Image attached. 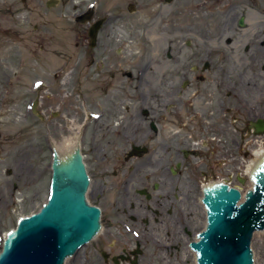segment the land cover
Segmentation results:
<instances>
[{
    "label": "flooded vegetation",
    "instance_id": "flooded-vegetation-1",
    "mask_svg": "<svg viewBox=\"0 0 264 264\" xmlns=\"http://www.w3.org/2000/svg\"><path fill=\"white\" fill-rule=\"evenodd\" d=\"M118 1L110 9L98 0L80 10L69 27L74 42L58 41L61 63L45 76L54 82L26 90L27 119H43L42 92L57 88L78 57L72 90L85 120L74 117V130L69 123L58 131L45 126V205L60 164L55 161H68L66 184L76 183L80 168L87 172L85 198L98 208L100 227L64 264H196L194 244L209 227L207 199L241 190L243 145L264 135V0ZM144 7L150 10L137 26L143 62L131 92L127 85L135 75L120 58L130 40L121 31ZM45 33L33 37L44 40ZM2 46L0 115L19 76L5 72ZM90 67L96 74L92 101L82 82ZM117 80L126 82L119 88ZM61 87L70 92L63 81ZM71 103L79 107L77 99ZM255 168L248 166L250 180ZM259 232L251 240L253 264H264Z\"/></svg>",
    "mask_w": 264,
    "mask_h": 264
},
{
    "label": "rangeland",
    "instance_id": "rangeland-1",
    "mask_svg": "<svg viewBox=\"0 0 264 264\" xmlns=\"http://www.w3.org/2000/svg\"><path fill=\"white\" fill-rule=\"evenodd\" d=\"M97 2L98 0H0V41L3 42L4 69L7 74L17 70L19 75L18 77L15 75L18 79L17 86L9 90L6 98L7 106L3 108L0 115V254L2 242H6L9 234L18 228L21 218L39 212L47 199L50 173H44L43 165L50 151L44 145L45 126L51 125L58 131L65 130L66 124L69 123V127L72 126L74 130L75 119L73 118L76 117L78 120L85 118L84 112H80L82 110L80 97L77 95L75 98L72 90L77 79L75 78L76 67L80 65L76 56L71 63V66L74 63L73 69H70L61 80L73 93L62 92L60 81L57 82V88L43 89L42 104L38 110L43 119L37 116L33 119L30 116L27 119L26 102L23 101L26 90L33 83L49 85V80L50 83L54 82L52 78L51 81L50 75L49 80L45 79V76L49 74V70H55L61 63L62 59L58 57L62 49L58 47V41L63 40L64 37L66 41L73 43L75 34L69 27L75 24V15L88 4ZM113 2L123 3L118 0ZM113 2L101 0L100 3L104 8L110 9ZM49 3L51 5H48ZM149 10L144 7L143 11L135 16L130 26L121 31V37L130 40L128 45L123 47L122 55L121 53L119 55L122 60L126 59L122 66L131 68L135 75L132 86L127 85V90L131 92L136 89L138 82L135 78L143 62L140 54L142 44L139 38L143 35V31L137 26H140V20L147 16ZM35 26L37 28H34ZM46 27L52 30L59 28L61 36L54 35V32L45 33ZM44 33L47 35L44 40L33 37ZM155 50L156 47L153 48V51ZM150 55L156 56L155 53ZM91 69L90 67V71ZM93 76H96L94 70L84 76L82 81L83 88L86 90L84 96L91 101L96 88ZM116 82L120 88L126 81L117 80ZM74 98L77 99V104L79 103L77 111L75 102L73 106L71 103L72 99L75 101ZM126 103L129 102L126 101ZM244 135L248 134L244 132ZM253 139L255 140L247 141L243 145V154L239 160V187L243 194L253 185L246 173L255 156L253 151L264 148V135L253 137ZM56 142L57 145L60 144L59 138ZM87 248L91 250L92 247Z\"/></svg>",
    "mask_w": 264,
    "mask_h": 264
},
{
    "label": "water",
    "instance_id": "water-1",
    "mask_svg": "<svg viewBox=\"0 0 264 264\" xmlns=\"http://www.w3.org/2000/svg\"><path fill=\"white\" fill-rule=\"evenodd\" d=\"M263 156L264 151L258 157L261 163L252 166V170L257 166L252 173L255 185L242 201L240 190L215 192L207 199L209 227L194 244L199 264H253L251 240L255 232L264 230ZM55 162L60 164L49 203L22 218L2 242L0 264H64L66 255L86 244L99 229L100 212L85 198L87 172L82 168L74 171L76 183L66 184L70 162L60 158Z\"/></svg>",
    "mask_w": 264,
    "mask_h": 264
},
{
    "label": "bare ground",
    "instance_id": "bare-ground-1",
    "mask_svg": "<svg viewBox=\"0 0 264 264\" xmlns=\"http://www.w3.org/2000/svg\"><path fill=\"white\" fill-rule=\"evenodd\" d=\"M67 148V144L66 145H63V147H59V149H66ZM264 151V148L262 149V148H260V149H258V150H256V151H254L255 152V154H256V158L253 160V162L249 165V171H251L252 170V166H254V163H258V157L261 155V153ZM260 234V235H259ZM259 236H264V231H261V232H259ZM196 264H198L197 262H196Z\"/></svg>",
    "mask_w": 264,
    "mask_h": 264
}]
</instances>
